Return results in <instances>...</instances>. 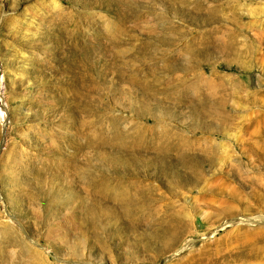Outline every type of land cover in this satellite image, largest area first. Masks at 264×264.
Wrapping results in <instances>:
<instances>
[{"label":"rangeland","instance_id":"obj_1","mask_svg":"<svg viewBox=\"0 0 264 264\" xmlns=\"http://www.w3.org/2000/svg\"><path fill=\"white\" fill-rule=\"evenodd\" d=\"M0 264H264V0H0Z\"/></svg>","mask_w":264,"mask_h":264},{"label":"built area","instance_id":"obj_2","mask_svg":"<svg viewBox=\"0 0 264 264\" xmlns=\"http://www.w3.org/2000/svg\"><path fill=\"white\" fill-rule=\"evenodd\" d=\"M0 111H1L2 117L5 118L7 109H6V106H4L3 100L1 98H0Z\"/></svg>","mask_w":264,"mask_h":264}]
</instances>
